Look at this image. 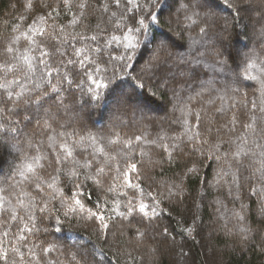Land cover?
<instances>
[{
	"label": "trees",
	"instance_id": "obj_1",
	"mask_svg": "<svg viewBox=\"0 0 264 264\" xmlns=\"http://www.w3.org/2000/svg\"><path fill=\"white\" fill-rule=\"evenodd\" d=\"M70 2L73 5L71 11L66 9L64 0H0V52L6 46L11 45L21 51L31 48L32 51L29 54L37 57L39 56L38 46H43L45 51L54 53L58 41L53 40L52 35L61 25L67 26L63 35L81 33L86 38L97 34L101 29L104 30L105 34L100 36L99 41L103 51L89 53V61L97 62L100 72H94V66L90 67L88 63L83 69H77L76 79L85 80L84 94L76 91L73 105V108L79 110V119L75 118L76 113L72 111L68 113L62 111L60 122H67L68 132L75 129L80 133L97 134L98 138H101L96 147L103 148L104 154H97L99 161L97 167L104 164L108 157H112L108 161L111 174H108L109 168L105 166V174L101 177L102 186L97 188L91 181H88L83 189L87 208L97 211L96 205L99 203L103 214L112 215L110 210L115 208L117 203L120 205L119 211H125L130 201L135 205L143 202L149 207L145 209L147 217L144 218V226L136 220L129 223L128 220L116 217L115 221L110 222V231L106 239L100 238L99 225L94 223L93 219H88L87 215L84 218L65 219L62 215L63 209H61V231L57 232L56 217L53 216L51 221L45 219L41 223L39 219L41 213L37 210L36 223L41 231L34 237H30L28 246L32 247L33 244H41L44 247L50 244L57 245L50 257L53 264L57 261L59 264H73L74 254L79 264H264V215L261 214L264 200H260L256 195H250L249 182L244 180L241 181L243 184L240 192L241 199L234 200L229 195L230 186L227 183L231 176L222 178L217 176L221 168L227 170V165L223 160L215 159L217 154L223 157L226 152L235 150L236 145L233 141L245 133L243 124L249 122L253 114L249 110L251 106L245 107L243 104L245 94L249 101L256 100L259 103L258 82L244 79L243 70L245 54L264 57L262 45L264 38L259 34L260 25L256 24L260 12L264 11V0H252L253 8L256 9L253 14H256V17L252 16L250 21H245L247 27L237 25L233 30L231 21H228L231 33L230 50L238 54L237 62L240 66L236 67L230 61L226 72L214 70V46H218V35L226 23L225 18L231 13L225 0H214L218 20L210 25H191L182 31L185 25L177 24V16L174 15L169 21L165 14L164 25L156 28L155 32L160 39L169 42L174 57H183L187 62L182 67L195 70V80H188L184 83L185 78L177 76L176 81L179 82L174 81L170 86L174 87L175 96L172 91H166L164 95L153 96L147 86L143 92H139L136 99L143 109L162 113L163 119L142 118L138 115L139 111L133 113L131 109L120 110L111 98L102 101L99 108L86 106L85 102L89 101L87 95L89 82L85 70L91 72L93 77L102 83L107 82L114 71L118 78L123 79L125 72L131 75L138 73L139 65L148 58L149 52L137 50L134 59L127 61L129 65H136L135 70L127 67L121 71L119 60H110L109 54L119 57L124 49L122 44L112 43L109 46L105 41L111 36L122 38L127 33V28L132 27L128 17H131L133 13L127 12L122 20L127 27L120 31H113V26L121 21L122 14L125 12L126 0L119 9L114 3L110 4L107 13L103 12L97 0H88L92 7L85 10L86 18L78 27L71 26L69 22L74 16H80V10L76 7L80 0H70ZM104 2L107 0H100L101 4ZM140 3L144 4L145 9L147 8L145 0H140ZM29 4L32 7H28ZM144 14L143 11L135 13L137 19ZM40 16H44L45 19L38 20ZM109 17L112 18L111 23H109ZM183 18L181 13L178 19ZM200 27L208 28L207 36L200 32ZM41 29H44L47 34L40 36L38 33ZM228 35L229 33H224V36ZM26 37H32L34 42L29 44ZM72 44L78 48L84 46L83 42L72 41ZM90 46L94 49L97 44L92 42ZM3 59L4 57L0 56V62ZM50 59L51 63L57 64L62 58L56 53ZM233 72L239 74L243 81L242 85L233 83L235 79ZM257 74L253 72V75ZM39 76L38 72L37 78ZM202 81L211 85V96L215 103L209 104L210 107L207 106L208 93L196 101L183 103L186 97L182 94L183 89L189 88L187 89L189 94L193 95L199 90ZM92 87L95 88V85ZM234 87L239 88L237 95L232 96V93L228 91L223 101L217 98L224 95L227 89ZM98 91L103 93L104 89L101 88ZM178 100H182V110L190 107L193 111H201L200 131L208 141L203 145L202 153L193 152V144L188 140V136L196 129L188 131V126L183 123V113L181 116L176 110L171 113V107L176 105ZM233 100L240 101V103L236 108L230 109ZM217 108H222L223 113H217ZM234 112L238 114L240 121L235 131L229 132L225 128L217 132L220 125L229 120ZM256 115L257 122L264 127V120L260 119L258 112ZM188 121L189 125L196 123L192 116L188 117ZM34 127L35 120L30 124L27 121L20 123L19 128L23 131L19 135L12 133L15 137L13 142L26 148V141L32 136ZM209 127H211L210 133L208 132ZM247 135L250 147L253 146V140L257 143H264L258 133L257 135L247 133ZM105 137L116 142L109 144L106 139H103ZM137 137L141 139L137 140ZM39 138L38 135L35 137L37 140ZM218 143L219 153L215 148ZM165 147L167 151L164 150ZM81 151L82 149H77V153ZM90 152L92 148H88L84 156ZM169 153H172L171 158ZM30 154L34 153L30 152ZM210 155L211 159H209ZM133 162L137 163V172L129 173L126 179L122 176L114 179L120 175L118 169H125L129 163ZM18 163H20L19 153L11 148L6 150L5 163L0 167V176H3L0 180V188H6L14 182L12 169ZM55 167L54 161L50 166L46 163V168L40 175L51 182L50 178L55 174ZM193 167L197 171L189 172V169ZM250 174L251 170L246 168L244 176L247 177ZM80 180H83V176ZM218 180L219 183H217ZM251 183L256 184V180H252ZM129 184L135 187H129ZM176 185L179 187H175ZM58 187L66 198L73 195L74 183L68 182L66 177H62V182ZM109 187L113 188V191L109 192L107 190ZM169 190L175 192L176 195L170 196ZM10 198L15 202V193ZM218 200L220 203H217ZM105 201H107L106 204ZM241 202L247 205V210L243 213L246 219L238 222L233 218L232 213L240 210ZM53 203L55 207L60 208L59 202L53 201ZM153 207L156 209L155 216L152 212ZM139 218L137 216V219ZM5 219L7 217L0 219V232L8 226L3 222ZM17 223L11 222V231H16ZM45 226L49 227L48 232L43 231ZM193 226L196 227V231L190 235L187 234L185 230ZM242 226L251 229L246 239L245 234L240 231ZM138 229L144 235L141 236ZM229 230H231L230 233ZM36 251L39 253L40 248ZM0 264H3V261H0Z\"/></svg>",
	"mask_w": 264,
	"mask_h": 264
},
{
	"label": "snow or ice",
	"instance_id": "obj_2",
	"mask_svg": "<svg viewBox=\"0 0 264 264\" xmlns=\"http://www.w3.org/2000/svg\"><path fill=\"white\" fill-rule=\"evenodd\" d=\"M123 2L124 0H107L101 4L100 0H97L104 13L109 11L110 4L114 3L119 9ZM225 2L231 9V13L225 18L226 23L218 35V46H214V70L219 72H226L230 61L236 67L240 66L237 62L238 54L234 50H230L231 33L228 21H231L233 30L237 25L247 27L245 21H250L252 13L256 11L253 8L252 0H225ZM145 3L147 4L146 9L140 0H126L125 12L122 14L121 21L113 26V31H120L127 27L122 23L123 16L127 15V12L133 13L131 17H128L132 27L127 28V33L122 38L111 36L105 43L109 46L112 43L122 44L124 51L119 57L109 54L110 60H119L121 71L127 67L136 69V65H129L127 61L134 59L137 50L148 51V58L139 65L136 75L125 72V78L122 79L118 78L114 71L112 77L104 83L95 79L91 72L85 70L89 82L87 88L89 101L85 102L87 107L99 108L102 101L111 98L120 110L131 109L133 113L142 112L143 107L136 97L139 92H143L146 86L153 96L164 95L166 91H172L175 96V89L170 86L176 81L177 76L185 78L184 83H187L188 80H195V70L182 67L187 62L184 61L183 57L173 56L172 46L167 40L160 39L155 29L164 25L165 14H167L169 21L174 15L177 16V24H179L178 17L182 13L185 23V28L182 31L191 25L216 23L218 12L214 0H145ZM64 4L68 11L72 10L73 5L70 0H64ZM28 7H32V5L29 4ZM76 7L80 10V16H74L69 22L73 27L80 26L82 20L86 18L85 10L92 6L88 0H80ZM138 11L145 13L139 19L135 15ZM48 15L51 17V13ZM44 19V16L38 17V20ZM111 19L109 17V23H111ZM256 24L260 25L259 34L264 38V11L260 12ZM66 27L59 26L55 30V34L52 35V39L58 41L54 53H49L43 49V46H38L39 56L37 57L29 54L32 51L31 48L21 51L11 45L6 46L0 52V56L4 57L3 61L0 62V167L5 163V153L9 148L15 149L19 153L20 160V163L12 169L14 182L6 188H0V194H2L0 195V219L7 217L3 222L8 225L0 232V261H3V264H53L50 257L57 245L50 244L44 247L41 244H33L32 247L28 246L30 237H34L41 231L36 223L37 216L35 213L37 210L41 213L39 217L41 223L45 219L51 221L53 216L56 217L57 232L61 231V209H63L62 215L65 219L84 218L87 215L88 219H93L94 223L99 225L98 235L103 239H106L110 231V222L115 221L116 217H120L121 220H128L129 223L136 220L142 226H144V218L147 217L145 209L149 205L143 202L135 205L130 201L125 211H119L120 205L117 203L116 207L110 210L112 215L103 214V209L99 203L96 205L97 211H92L86 207L83 194L85 185L91 181L97 188L102 186L101 177L105 174V166L109 168L108 174H111V166L108 161L112 157H108L104 164L97 167L99 163L97 154H104L103 148L96 147L101 138H98L97 134L80 133L75 129L68 132L66 130L67 122H60V113L72 111L76 113L75 118L79 119V110L73 108V105L75 104L76 91L84 94L85 80L76 79L77 69H83L84 65L88 63L90 67L94 66V72H100L99 64L95 61H89V53H101L103 51L99 41L100 36L105 32L101 29L97 34L87 38L81 33L63 35ZM200 32L207 36L208 28L200 27ZM224 33H229V35L226 37ZM38 34L44 36L47 33L41 29ZM26 39H28L29 44L34 42L32 37H26ZM72 41L83 42L84 46L75 47ZM92 42L97 44L94 49L90 46ZM56 53L62 59L59 63L53 64L50 58ZM245 57L243 77L258 82L259 103L256 100L249 101L245 94L243 104L245 107L250 105L249 110L253 114L249 122L243 124L245 133L233 141L236 145L235 150L226 152L223 157L218 154L215 156L217 161L223 160L227 165V170L221 168L217 176L221 178L231 176L227 183L230 186L229 195L234 200L241 199L242 180L249 182L250 195H256L260 200H264V143H257L253 140V146L250 147L247 135V133L252 135L258 133L259 138L264 140V127L257 122L258 117L256 115L258 112L260 119L264 120V57H255L254 54H245ZM38 72L40 73L39 78H37ZM253 72L258 74L253 75ZM233 76L235 78L233 83L243 84L239 74L233 72ZM92 85H95V88ZM101 88L104 89L103 93L98 91ZM228 91L232 93V96H235L239 93V88L227 89L224 95L217 98L223 101L224 97L228 95ZM206 93L209 96L206 103L214 104L215 100L211 96V85L203 81L200 82L199 90L190 95L188 100L189 102L196 101ZM239 103L240 101L233 100L230 109L236 108ZM183 111V123L188 126V131L191 132L193 128L196 129L188 136L189 142L193 144V152L202 153L203 145L208 141L200 131L201 111H193L190 107H186ZM223 111L222 108L216 109L217 113H223ZM189 116L194 118L195 124L189 125ZM33 120H35V127L32 130V136L28 137L26 141V148L15 144L13 142L15 137L12 136V133L19 135L23 131L19 128L20 123L27 121L30 124ZM239 123V116L234 112L229 120L220 125L217 132L225 128L229 132H234ZM208 132H211V127H209ZM37 135L40 137L38 140L35 139ZM103 139H106L109 144L116 142L107 137ZM136 139L140 140L141 138L137 137ZM78 148L82 149L79 153H77ZM88 148H92V152L84 156V152ZM215 148L216 152L219 153V143L215 145ZM164 150L167 151V148L165 147ZM30 152L34 154H30ZM169 157H172V153H169ZM211 158L210 155L209 159ZM53 161L56 165L55 174L51 176V182H49L40 173L45 170L46 163L50 166ZM246 168L251 170L250 176L247 177L244 176ZM117 171L120 175L114 179H119L121 176L126 179L129 173L137 172V163H129L125 169H118ZM196 171L195 167L189 169V172ZM81 176H83V180H80ZM62 177H66L68 182L74 183V191L71 197L66 198L58 187L62 182ZM252 180H256V184H252ZM128 186L135 187L131 184ZM175 187H179V185ZM107 190L111 192L113 188L109 187ZM13 193H15V202L10 198ZM169 195L175 196L176 193L169 190ZM53 201L59 202L60 208L55 207ZM106 203L107 201H105ZM157 203L159 202L157 201ZM217 203L220 201L218 200ZM246 210L247 205L241 202L240 210L233 211V218L238 222H243L246 219L243 215ZM152 212L155 216V207L152 208ZM261 214L264 215V205L261 206ZM137 216L140 218L137 219ZM11 222H18L14 232L11 231ZM43 231L48 232L49 227L45 226ZM137 231L141 236L144 235L140 229ZM185 231L190 235L196 231V227L187 228ZM240 231L245 234L246 239L247 233L251 229L242 226ZM165 233H167V229H165ZM37 248H40L39 253L36 251ZM22 249H26V251H22ZM72 261L73 264H79L75 254L72 256ZM56 264L59 262L57 261Z\"/></svg>",
	"mask_w": 264,
	"mask_h": 264
},
{
	"label": "rangeland",
	"instance_id": "obj_3",
	"mask_svg": "<svg viewBox=\"0 0 264 264\" xmlns=\"http://www.w3.org/2000/svg\"><path fill=\"white\" fill-rule=\"evenodd\" d=\"M252 16L254 17H256V14H253L252 13ZM177 20V19H176ZM177 22V21H176ZM179 24H184L185 25V23H184V18L183 19H181V20H179ZM262 45H263V48H264V43H262ZM189 90V88H186V89H183V95H184V99H183V103H190L189 102V100H188V97L190 96V92L188 91ZM177 99H180L179 97H177ZM176 103V102H175ZM183 103H182V100H178V102L176 103V105L174 104L172 107H171V113L173 112V111H177L178 112V114L181 116V115H183L184 114V111L181 109V107L183 106ZM208 107H210L209 106V104L207 105ZM163 111H165V110H163ZM140 112V111H139ZM183 113V114H182ZM138 115H140L142 118L144 117H152V118H154V117H156V118H161V119H163V115H162V113H159V112H155V111H149V110H146L145 108L143 109V111L142 112H140ZM132 117V116H131ZM2 178H3V176L1 175L0 176V180H2ZM213 258H215V256L213 257Z\"/></svg>",
	"mask_w": 264,
	"mask_h": 264
}]
</instances>
